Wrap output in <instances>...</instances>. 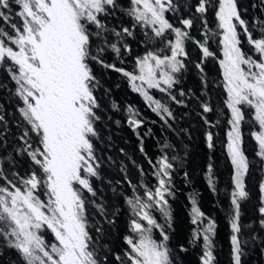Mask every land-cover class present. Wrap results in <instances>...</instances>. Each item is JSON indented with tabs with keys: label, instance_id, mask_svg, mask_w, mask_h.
Segmentation results:
<instances>
[{
	"label": "snow or ice",
	"instance_id": "snow-or-ice-1",
	"mask_svg": "<svg viewBox=\"0 0 264 264\" xmlns=\"http://www.w3.org/2000/svg\"><path fill=\"white\" fill-rule=\"evenodd\" d=\"M130 4L127 12L135 22L133 27L150 28L152 35L145 32L146 40H158L164 45L137 58V70L131 73L102 59L108 49L120 58L118 45L125 36L133 34L127 27L117 31L104 23L119 7L118 0H0V24L6 26L0 27V71L6 72L15 84L17 111L22 121L17 127L23 128L17 151L26 153L35 166L26 178H20L21 186L7 180L0 169V178L8 184L0 186V242L16 250L21 264H99L90 248L92 238L86 216V193L96 196L92 178H99L100 168L94 146V138H99L96 122L100 119L97 115L100 105L94 95L98 81L90 62L122 73L132 90L167 123L166 118H173L171 110L148 90L156 89L175 103L183 104L171 90L178 83L175 74L181 72L188 58L186 43L192 42L200 50L202 59L196 67L203 71L204 60L214 55L208 43L219 37L223 55L219 63L227 93L225 104L230 111L227 152L233 166L230 243L233 264H241L240 209L241 201L249 195L245 177L250 168L242 147L245 107L252 110L258 125L251 135L257 144L256 155L264 161V20L254 22L250 28L241 17L237 0H218L215 16L220 31L214 32L208 29L205 19L211 0H198L195 14L199 16L181 18L179 23L183 27L175 26L166 16L179 13L181 5L177 0H130ZM184 7L190 5L185 3ZM197 18L204 20L203 40L190 33ZM252 29H257L258 35ZM109 32L117 37L116 42L109 43L106 37ZM242 36L256 58L243 50ZM96 41H102V46L93 53ZM165 49L168 54H163ZM123 50L129 51L126 43ZM180 95H184L183 91ZM201 107L204 113L212 111L207 103ZM128 111L132 114L128 123L135 130L142 121L135 118L131 107ZM3 121L0 116V122ZM206 139L212 148L210 132ZM6 145L7 141L3 146ZM172 169L173 164L163 156L155 167L154 190L143 182L139 185L129 182L133 195L126 197V202L138 218L131 222L138 239L125 237L129 246L124 253L126 259L116 257L121 264H172L166 243L169 236L152 215V211L159 210L170 218L166 197L172 195ZM209 185L215 190L211 178ZM139 188H144L143 196ZM259 188L262 194L259 213L264 217V181ZM192 204V223L198 226L193 241L202 237L204 242L201 264H214L215 222L208 220L200 227L204 213L195 200ZM96 207L103 211L101 205ZM260 224L264 227V219ZM153 229L160 230L161 241L152 238ZM48 233L53 237L51 243L46 239Z\"/></svg>",
	"mask_w": 264,
	"mask_h": 264
},
{
	"label": "trees",
	"instance_id": "trees-1",
	"mask_svg": "<svg viewBox=\"0 0 264 264\" xmlns=\"http://www.w3.org/2000/svg\"><path fill=\"white\" fill-rule=\"evenodd\" d=\"M181 5L178 14L167 13L166 16L177 27H183L179 20L191 18L195 14V5L198 0H177ZM187 3L190 7H184ZM119 7L112 15L104 19L109 29L117 31L127 27L132 36H125L123 43L128 45L129 51L121 47V56L117 58L110 50H106L102 59L106 64H115L128 72H135L137 58L143 57L148 51L164 48L158 40L149 42L145 32L152 35L150 28L133 27L134 20L128 15L131 7L130 0H118ZM212 6L206 13L208 29L220 31L215 16L218 0H211ZM241 17L252 24L264 20V0H237ZM197 17L199 14H195ZM0 27H6L0 24ZM258 35L257 29H252ZM242 32V29H238ZM204 20L195 19L190 29L191 35L197 40L204 39ZM109 43L117 41L111 32L106 34ZM243 50L256 58L245 37H241ZM95 41V38H94ZM102 41H96L93 53ZM212 57L204 60L203 71L196 67L202 56L198 47L192 42L186 43L188 58L185 67L175 74L178 83L171 90L177 104L168 95L156 89H149L150 95L165 103L173 114V118H166L167 123L161 120L148 106L144 98L132 90L127 77L122 73L105 68L94 61L90 67L98 81L94 91L100 105L96 122L99 138H94L95 154L100 161L99 178H92L96 196H88L87 223L88 232L92 238L90 248L96 253L99 264H121L116 259H122L129 250L125 237L137 239L132 231L131 222L138 219L126 202V197H132L131 185L141 182L154 190L157 181L155 167L161 157L167 156L173 164L171 170V192L167 196L170 218L165 217L159 210L152 211L153 217L169 236L167 247L170 250L172 264H201L204 250L203 238L193 241L194 230L198 227L192 223V201L204 213L203 224L208 220L215 222L213 240L214 264H233L230 237L232 235L229 221L232 214L231 193L233 191V166L227 152V132L230 111L225 101L227 93L224 88L223 70L219 61L223 59L222 46L219 37L209 41ZM163 54H168L165 49ZM181 59H184L181 57ZM183 91L184 95L180 93ZM15 84L0 71V169L7 180L20 185V178H26L35 166L26 153L17 151L21 147L19 136L23 128L17 125L22 123L17 111V98L14 95ZM207 103L212 111L204 113L201 105ZM115 105V107H113ZM132 108L135 118L142 121L138 128L128 123ZM245 123L242 125V147L250 161L249 172L245 177L246 190L249 195L241 201L239 237L242 242L243 255L241 264H264V227L260 221L264 219L259 213L262 194L259 185L264 177V161L256 155L257 144L253 139L252 131L258 130L253 120V112L245 107ZM209 123H205V121ZM6 124V129H5ZM213 136V147H208L206 134ZM7 141L6 147L4 142ZM143 149V151L141 150ZM211 168V171L209 169ZM16 173V176H13ZM212 179L213 187L209 185ZM7 180L0 178V186H8ZM131 182V185L130 183ZM144 188H139L143 196ZM95 201L93 203L92 201ZM96 205H101L99 211ZM143 224V222L141 221ZM99 229V231H97ZM153 229L152 238L158 241L157 232ZM48 235V234H47ZM0 264H21L15 249H9L0 242Z\"/></svg>",
	"mask_w": 264,
	"mask_h": 264
},
{
	"label": "rangeland",
	"instance_id": "rangeland-1",
	"mask_svg": "<svg viewBox=\"0 0 264 264\" xmlns=\"http://www.w3.org/2000/svg\"><path fill=\"white\" fill-rule=\"evenodd\" d=\"M263 181H264V177H263ZM41 198L43 199V196H42ZM192 207H193V206H192ZM142 222H143V221H142ZM143 224H144L145 226H147V225H146V222H143ZM206 224H207V223H206ZM157 235H158V237H159V238H158V239H159L158 242H159V241L162 240V237H161L159 231L157 232ZM136 236H137V234H136ZM46 239H47L48 242H50V243L53 241V237H52L51 233H48V235H46ZM137 239H138V236H137Z\"/></svg>",
	"mask_w": 264,
	"mask_h": 264
}]
</instances>
